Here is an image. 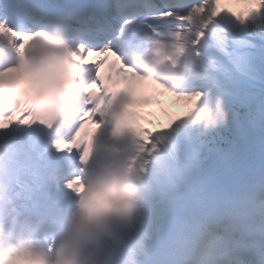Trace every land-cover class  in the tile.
Segmentation results:
<instances>
[{"label":"snow or ice","instance_id":"6c2138e0","mask_svg":"<svg viewBox=\"0 0 264 264\" xmlns=\"http://www.w3.org/2000/svg\"><path fill=\"white\" fill-rule=\"evenodd\" d=\"M233 2L246 7L233 11L222 6ZM57 25L73 42L69 51L77 58L82 86L98 81L96 71L107 55L119 57L142 31L186 26L203 61L215 66L209 79L197 87L223 91L228 97L230 124L226 130L264 127V0H0V26L7 33L35 28V38ZM7 33L0 34V42H7ZM16 41L22 43L23 37L15 36ZM93 54L102 58L89 61ZM215 142V136L194 138L186 148L198 153ZM76 154L74 149L72 155ZM136 233L142 264H174L181 242L201 234L224 242L241 256L242 264H264V238L258 246L259 260L250 259L257 254L251 229L227 208L188 216L179 238L167 243L157 239L150 218Z\"/></svg>","mask_w":264,"mask_h":264},{"label":"clouds","instance_id":"9594fccd","mask_svg":"<svg viewBox=\"0 0 264 264\" xmlns=\"http://www.w3.org/2000/svg\"><path fill=\"white\" fill-rule=\"evenodd\" d=\"M54 39L65 42L63 34ZM21 69L0 78V110L15 107L28 99L38 114L50 122L65 115L58 106L70 82L61 52L36 41L25 51ZM205 128L228 121L223 97L212 109L201 110L194 117ZM122 129L118 127V138ZM115 148L116 145H109ZM139 171L131 172L119 164L107 166L96 162V169L86 179L80 194H73L62 230L42 234L26 220L32 213L17 210L5 203L0 207V264H142L138 255L136 220L143 189Z\"/></svg>","mask_w":264,"mask_h":264},{"label":"bare ground","instance_id":"6f19581e","mask_svg":"<svg viewBox=\"0 0 264 264\" xmlns=\"http://www.w3.org/2000/svg\"><path fill=\"white\" fill-rule=\"evenodd\" d=\"M18 34H16L15 36H17ZM20 35V34H19ZM21 36V35H20ZM6 43V42H5ZM17 43V47L19 49V53H21L22 49V45H23V42L21 43L20 41H16ZM14 72L12 69H7L5 70L4 72L2 70H0V77H5V76H11L13 75ZM177 118H174L172 119V121H175ZM154 126V130H159V131H163V133L165 134V136H167V129L166 128H163L162 126H160L157 122L153 124ZM167 141V140H166ZM166 141H165V144H166ZM15 142H18V143H21V147H17V146H14V143ZM32 145L31 142H29V140L27 138H21V137H18L16 138L15 135H13L12 131H8V134L5 135V137L2 139V143L0 145V151L3 149V148H8V149H15L17 151H19V157L17 158V162L21 161V163H27L29 161V159L27 158V156L23 155L22 152H21V149L22 148H26V150H29L28 148H30ZM248 159H246L245 161H243L242 163V167H249L251 168L253 165H255V163L257 161H260L262 156H261V152L259 153H252L250 154V156H247ZM247 161V162H246ZM245 162V163H244ZM261 163V162H260ZM248 164V165H247ZM0 166H2V163L0 162ZM3 169L5 168H2L0 167V172L3 171ZM243 170V169H242ZM253 173H254V182H255V185H262L264 187V183L263 180H262V177L260 178V181L259 182V174L257 173V169L254 167L253 168ZM241 171V170H240ZM198 177V176H196ZM208 179V178H206ZM193 182V181H192ZM191 181L187 184L188 187L190 189H188V191H186L187 193H183V194H180V195H177V194H173V193H170V194H166V193H161V198L164 200L165 198L167 197H164L165 195H169L170 197L167 198V200H176V201H180L181 199H185L184 196H190V195H194V197H198V196H201L203 191L204 190H210L212 188H215V189H220L222 186H223V181L222 179L218 180V179H208V180H204V179H201V180H196L194 182H199L201 183L200 184V187L197 188L196 186V183H192ZM259 182V183H258ZM166 191V189H165ZM160 215H158V220L160 219L159 217ZM163 235V231L161 230H157L156 231V237L157 238H161ZM207 242H211V243H214V242H218V246L216 247H212L210 252L211 251H218V249H222L227 246L224 242L220 241V240H217V239H213L211 237H208V236H205L202 238V245L201 246H205V244ZM209 257H205L204 260H208Z\"/></svg>","mask_w":264,"mask_h":264},{"label":"rangeland","instance_id":"374dc122","mask_svg":"<svg viewBox=\"0 0 264 264\" xmlns=\"http://www.w3.org/2000/svg\"><path fill=\"white\" fill-rule=\"evenodd\" d=\"M222 6H225V4H223ZM195 100H200V99L196 97ZM208 106H209V104L204 102V100H203V102L199 104V107L197 108V110L201 111V110L208 109ZM184 110L182 111L183 114L186 111H189L191 109H190V107L189 108L187 107ZM227 123L230 124V115H228ZM180 130L182 131V134L185 137V133H184L183 128H181ZM247 130L248 131H252L253 129L251 127H248ZM172 143H173V141H171V144ZM187 143H188V140L186 139V144H184L183 146L180 147V151H181V154H182L183 158L192 160L193 156L195 157L196 153H192L186 148ZM243 147H245L243 149L244 152L241 155V158H238L236 160V162H235L233 167H231V166L227 167L225 164L222 163V161L220 160V158H219V156H218V154L216 152L212 151L209 148H205L204 150H201V151L198 152L200 154L199 155V164L195 163V164L191 165L189 168H187L186 171H182L181 170V172H177L176 174H180L181 173L182 175H185L186 176V179H185L186 183H188L192 179L196 178V175L194 173L195 170H198L200 172V176H202L204 178L213 177V179H218V178H221L223 176H225L227 178L228 176H230L236 170L237 165L242 163V161L245 160V156L249 154V151H251V150L255 151L256 149L264 151V134H262L261 137L259 138V146L258 147L250 148V147L246 146L244 143H243ZM178 148H179V146L177 147V149ZM215 171L217 173L213 174ZM173 183H174L173 184L174 185V190L182 191V189L184 188V184H182L180 182H177L176 179L173 181ZM152 187H154L153 184H152ZM154 193H155L154 196H157L156 195V193H158L157 190H154ZM143 218H145V219H143ZM149 218H150V216L142 215L141 218L138 219V220H137V217H136V220L138 221V223L140 225H143V224H145L146 220H148ZM155 219H153V220H155ZM150 220H151V218H150ZM160 226H161V224L158 223L157 227L159 229H160Z\"/></svg>","mask_w":264,"mask_h":264},{"label":"trees","instance_id":"16d2710c","mask_svg":"<svg viewBox=\"0 0 264 264\" xmlns=\"http://www.w3.org/2000/svg\"><path fill=\"white\" fill-rule=\"evenodd\" d=\"M243 5V4H242ZM240 7V5L239 4H237V9ZM239 10V9H238ZM202 124H203V122H202ZM210 128L208 127V128H204V127H201V128H199V130H198V135L199 136H201V137H210L211 135H214V136H216L217 137V139H218V133H216V134H213V133H211L210 132Z\"/></svg>","mask_w":264,"mask_h":264}]
</instances>
